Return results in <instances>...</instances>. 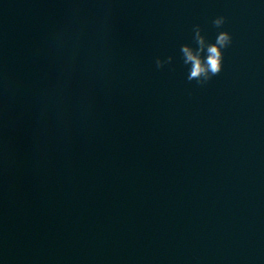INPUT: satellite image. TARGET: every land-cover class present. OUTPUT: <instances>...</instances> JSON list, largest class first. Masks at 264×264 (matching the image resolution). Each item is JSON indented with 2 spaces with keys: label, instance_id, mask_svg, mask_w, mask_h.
<instances>
[{
  "label": "water",
  "instance_id": "water-1",
  "mask_svg": "<svg viewBox=\"0 0 264 264\" xmlns=\"http://www.w3.org/2000/svg\"><path fill=\"white\" fill-rule=\"evenodd\" d=\"M0 264H264V0H0Z\"/></svg>",
  "mask_w": 264,
  "mask_h": 264
},
{
  "label": "clouds",
  "instance_id": "clouds-1",
  "mask_svg": "<svg viewBox=\"0 0 264 264\" xmlns=\"http://www.w3.org/2000/svg\"><path fill=\"white\" fill-rule=\"evenodd\" d=\"M225 21V16L218 15L213 18L212 24L217 28H221L225 24ZM194 30L198 47L193 50L188 45H182L180 50L183 56V62L191 65L187 79L189 81H195L199 86H203L213 77L221 73L224 58L223 50L232 44V35L226 29L219 31L215 42L207 44L206 55L202 56L201 53L205 50V40L201 35L199 25H196ZM171 61V56L165 59L156 57L154 64L157 69H161L166 64L170 65Z\"/></svg>",
  "mask_w": 264,
  "mask_h": 264
}]
</instances>
